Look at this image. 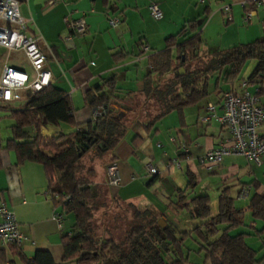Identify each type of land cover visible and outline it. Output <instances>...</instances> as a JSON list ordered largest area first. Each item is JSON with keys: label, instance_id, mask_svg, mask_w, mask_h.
I'll return each instance as SVG.
<instances>
[{"label": "trees", "instance_id": "trees-1", "mask_svg": "<svg viewBox=\"0 0 264 264\" xmlns=\"http://www.w3.org/2000/svg\"><path fill=\"white\" fill-rule=\"evenodd\" d=\"M195 30V21H190L175 35L166 37L164 49L148 56L150 69L134 91L118 88L113 75L90 86L85 91L88 108L102 106L104 113L82 127L74 122L68 95L52 82L29 95L23 109L11 110L0 105L2 118L13 120L5 147L14 151L15 164H40L53 208L62 209L63 217L73 216L69 232L60 236L59 263L53 262L48 251L38 250L31 259L20 257L23 264H258L261 260H257V251L245 238L264 231V227L258 232L253 224L244 222L245 210L250 211L253 221L264 222V191H258V181L247 184L251 192L245 208H237L235 198L225 189L212 213L208 195L196 192L198 182L186 171L185 185L175 189L167 211L122 202L130 208V214L119 225L117 212L110 215L111 222L106 220L111 207L108 202L119 200L110 195V187L91 180L95 169L82 162L90 153L89 161L99 158L94 162L103 171L107 164L114 163V148L126 134L127 125L141 121L143 132L148 134L166 114L175 112L181 116L183 107L209 96V79L213 75V89H218L220 82L232 85L250 59L257 64L248 79L259 77L264 71V39L202 54V39ZM123 57L120 52L112 54L114 61ZM259 95L264 104V88ZM40 126L71 129L48 138L40 136ZM141 142L138 135L130 140L134 148ZM97 210L99 225L94 223ZM160 219L164 222L162 227L158 224ZM239 226L254 231L230 234ZM8 247L17 254V247Z\"/></svg>", "mask_w": 264, "mask_h": 264}, {"label": "crops", "instance_id": "crops-1", "mask_svg": "<svg viewBox=\"0 0 264 264\" xmlns=\"http://www.w3.org/2000/svg\"><path fill=\"white\" fill-rule=\"evenodd\" d=\"M149 1L68 0L67 3L57 1L50 4L48 0H17L18 13L25 23L23 33L34 38L40 47L45 57L46 68L51 75L52 85L68 95L76 125L82 127L94 119L92 118L93 110L88 108L85 100V91L90 86L99 83L102 78L113 75L117 79L116 86L118 88L123 91H134L139 79L150 69L148 56L163 50L166 37L178 33L186 22L195 21V31L199 32L202 39L200 47L202 54L208 53L206 51L211 44L218 45L216 46L219 47L218 49H226L264 39V30L262 32L259 28V26L261 27L259 21L261 18L258 12L255 10L256 14L251 17L248 23L245 22L242 20L245 10L236 4V0H204L202 3L198 1L203 4L200 9L197 6L189 5L190 8L183 9L177 14L171 4L165 5L155 0L162 17L159 20H154L158 22L151 28L139 23L133 13L138 9L146 10L148 13ZM223 3L231 5L232 19L230 22H226L222 18L220 7ZM66 15L83 16L86 22L84 33L74 34L66 28L63 21ZM132 16H135L136 19L133 20ZM111 17L120 18V22L115 28L108 25L107 21ZM253 19L256 22L252 24ZM261 20L264 27V18ZM245 24L246 27L242 26ZM1 25L18 30V27L11 23L3 22ZM67 35H71L70 42L63 40ZM144 47H147L146 51L143 49ZM11 52L23 56L25 64L18 62L8 65ZM11 52L7 53L0 47V72L4 65H8L31 76L30 66L23 53L21 51ZM117 52H120L124 57L119 61H114L112 54ZM115 73H118L120 78ZM249 76L238 77L232 85L223 83L225 87L210 89L209 95L212 93L210 99L202 100L203 103L200 101L202 104L199 107V103L183 107L179 117L175 112L166 114L155 123L153 130L148 134L143 132L142 125L144 123L141 121L127 125L126 134L113 151L120 184L109 188L110 195L139 208L152 205L167 211V204L169 199H173L175 189L183 188L185 183L182 187L179 186L171 176V168L164 169L165 164L177 159L179 168L174 169L182 170L183 168L182 176L185 182L186 171L191 173L198 182L192 169V163L195 162L197 165V158L202 156L206 150L214 148L225 134L224 129L214 119L202 127L197 126L202 105L211 103L215 106L216 113L220 114L222 94L227 91H240L242 89L241 82L247 80ZM209 82H213V77L209 79ZM80 83H83V86L79 87ZM249 89L253 90L254 85L251 84ZM28 97V91L20 89L16 99L0 102V105L11 110L23 109ZM194 106L196 108L192 109ZM188 113L193 116L190 118L191 120L186 116ZM12 124L11 118H2V114H0V199L12 210L18 229L22 234V240L15 249L17 254H14L8 246L0 243V264H23L20 257L31 259L35 251L38 250L48 251L53 262L59 263L62 257L60 236L68 233L70 227L64 228L62 224L58 227L51 218L54 208L47 195V181L42 166L31 161H24L22 164L16 165L14 151L5 147L6 140L11 136ZM70 129L71 126H45L40 128L39 134L50 138L61 130ZM134 135L142 137V142L137 148H134L130 143ZM147 138H151V140L146 143ZM181 145H184L186 149L183 150ZM225 157L234 156L225 155L221 158L220 165L213 171H203L214 173L224 165ZM145 161L154 166L158 170V174L161 175L157 177L150 175L151 179L148 182L131 187L137 177L135 162L138 164V170L141 171L138 175H149L143 164ZM230 161L231 159L227 160L229 163ZM101 176L99 182L106 185L104 170ZM154 180L163 182L160 197L156 195L143 196L148 192V185ZM241 187L244 185H233L235 191L232 193L233 189L226 186L221 189L219 195L223 190L228 189V193L235 200L248 198L251 192L248 185L246 186L249 188L247 196L238 197ZM258 191L263 192L264 186L262 187L260 184ZM250 224H253L254 229L258 232L264 227L262 220L253 221L252 219ZM251 236L259 238L261 244L258 249L255 248L256 239L248 238ZM248 237L246 236L245 241L257 251V260L264 258V231ZM205 264L211 263L207 261Z\"/></svg>", "mask_w": 264, "mask_h": 264}, {"label": "built area", "instance_id": "built-area-1", "mask_svg": "<svg viewBox=\"0 0 264 264\" xmlns=\"http://www.w3.org/2000/svg\"><path fill=\"white\" fill-rule=\"evenodd\" d=\"M57 1L67 3L68 0H48L50 4ZM198 1L202 3L204 0ZM236 4L245 10L242 20L247 23L256 14L257 7L264 10V0H236ZM147 10L153 20H159L162 17L155 0L149 1ZM220 12L226 22L231 21L230 4L223 3ZM63 21L66 28L74 34H82L86 29L83 16L66 15ZM0 22L11 23L18 27V30H12L0 24V47L5 49L7 53L21 51L32 72L30 76L22 70L4 65L0 72V102L16 99L20 89H26L29 95L36 94L52 82L51 75L46 68L45 57L35 39L23 33L25 23L18 13L17 0H0ZM107 22L110 27L115 28L120 19L111 17ZM63 40L70 42L71 35L65 36ZM143 49L146 51L147 47ZM251 84L254 85L253 90L249 89ZM78 86H83V83ZM241 88L238 92L227 91L222 94L220 114L216 113L213 104L202 105V112L198 116L197 124L202 127L214 119L225 131L214 148L206 150L202 156L197 158V165L202 170L213 171L220 165L221 158L225 155L244 157L256 166L262 163L261 157L264 154V104L261 101L259 91L264 88V71L259 77L242 81ZM103 113L104 108L98 106L93 110L92 118L100 117ZM42 127L40 126V128ZM181 148L186 149L184 145H181ZM143 164L149 175L158 174V170L151 166L148 161L143 162ZM170 168H179V161L173 159L170 163L165 164V170ZM104 177L105 183L109 187H116L120 184V176L115 163L105 166ZM248 189L246 186L242 187L238 197H246ZM51 218L60 227L63 221L62 209H54ZM21 240L22 234L18 229L12 210L0 199V243L5 246L18 247ZM258 264H264V258Z\"/></svg>", "mask_w": 264, "mask_h": 264}, {"label": "rangeland", "instance_id": "rangeland-1", "mask_svg": "<svg viewBox=\"0 0 264 264\" xmlns=\"http://www.w3.org/2000/svg\"><path fill=\"white\" fill-rule=\"evenodd\" d=\"M159 3L161 4H171L173 6V10L175 11V13L177 14V12H180L181 10H185L187 8H190L189 5L191 7L197 6L199 9L203 6V4L198 3V0H157ZM156 1V2H157ZM256 11L258 12L259 17L262 19L264 18V10L261 7H257ZM133 13L136 15L137 17V21L139 23H141L143 26L147 25L148 27H152L155 23H157L158 21H154L146 12V10H134ZM244 16V15H242ZM135 16H132L133 20L136 19ZM120 19V18H119ZM260 21V25L259 28L262 30H264V27L262 26V20ZM256 22L255 19H253L252 24ZM0 24H3V22H0ZM257 24V23H256ZM242 26H247L242 25ZM263 35V33H262ZM218 45H209L208 49L206 52H211L213 50H218L219 47H216ZM18 62H22V64H25V61L23 59V56L19 55L18 53H14L11 52L10 53V57L8 59V65H14V63H18ZM257 62L254 59H250L248 60L244 67H242L240 73H239V77H247L249 76L252 71L254 70L255 66H256ZM116 74V73H115ZM116 76H118V78H120V75L117 73ZM213 77V82L215 80V75L212 76ZM213 82H210L211 84V88H213ZM225 87V85L223 83H219V87ZM212 94V93H211ZM211 94L206 98V99H210L211 98ZM204 99V100H206ZM203 103V101H201ZM199 102L198 107L201 106V104ZM197 107V105H196ZM195 106L192 109L196 108ZM0 114H2L0 112ZM186 116L189 118V120H191L190 118H193V116H191V114H186ZM199 127V125H197ZM149 140H151V138H147L145 140V142H149ZM109 152H106L105 155H107V158H109L108 154ZM105 157V156H104ZM103 157V158H104ZM91 155L90 153L85 155L82 162H84L85 165H92L95 169L94 175H92L91 180L93 182H99L101 180V175H102V168L100 167V165H96L97 162H94V160L96 161H100L99 158L94 157L93 162H90ZM225 161L227 162L228 159H231L230 163L226 162L224 163V165L220 168H218L214 173H207L203 170H200V168L198 167V165H196V163H192V169L194 174L197 177L198 180V184L196 187V192H203L206 193L209 197V205H210V210L212 213L215 212V206H216V201L217 198L219 196V193L221 191V189H223L226 186H230L233 190L232 193H234L235 189L233 188V185H244L247 186L248 182H250L251 180L255 179L258 180L261 184V186H264V154L261 157V165L256 166L253 163H248L246 161V159L244 157L241 156H234V157H225L224 158ZM234 160V161H233ZM233 162V163H231ZM141 169V168H140ZM171 176L173 177V180L179 185V186H183L185 183V179L182 176V170H175L174 168H171ZM135 174L137 175L136 180L133 182V185L131 187H135L136 184H144L146 182H148L151 179L150 175H138L139 173H141V171L138 170V164L137 162H135ZM238 181V182H237ZM162 181H158V180H154L153 183H151L150 185H148L147 190H148V194L144 193L143 196H149V195H153V196H158L160 197L159 194H161L162 192ZM68 185V184H67ZM67 185H65L66 187H68ZM69 188V187H68ZM242 188V187H241ZM122 199V197H120ZM123 200H119V201H113V202H108V204H110L109 206L110 209L107 210V217L106 220L110 219L108 222H111V214H116L114 212L118 213L119 218H117V223L120 225L121 221L123 220L124 217H126V219L129 217L130 214V208L129 207H124V204L122 203ZM248 203V198L245 199H241V200H235V206L236 207H240V208H245L246 205ZM119 207V209L117 208ZM149 207L153 208L152 205H150ZM117 215V214H116ZM94 216H95V220L94 223H96V225H99L98 223V218L100 217V212L99 210H97V212H94ZM97 220V221H96ZM105 220V221H106ZM244 222L245 224L249 225L252 222V216L249 210H245L244 212ZM62 226L64 228H69L72 226L73 224V216L71 214H66L63 217V221H62ZM111 224V223H110ZM253 232L254 230L248 226H239L233 230L230 231V234H235L238 232ZM248 237V236H247ZM248 238H252V239H256V245L255 248L258 249L260 247V240L257 237L251 236Z\"/></svg>", "mask_w": 264, "mask_h": 264}, {"label": "water", "instance_id": "water-1", "mask_svg": "<svg viewBox=\"0 0 264 264\" xmlns=\"http://www.w3.org/2000/svg\"><path fill=\"white\" fill-rule=\"evenodd\" d=\"M180 72H182V69H180ZM93 141H94V140H92V141L90 142V144H92ZM98 145L100 146V143H99ZM158 224H159L161 227L164 226V222H163V220H162V219L158 220Z\"/></svg>", "mask_w": 264, "mask_h": 264}]
</instances>
